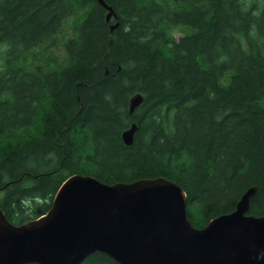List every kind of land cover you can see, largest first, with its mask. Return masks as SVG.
<instances>
[{
  "label": "trees",
  "instance_id": "16d2710c",
  "mask_svg": "<svg viewBox=\"0 0 264 264\" xmlns=\"http://www.w3.org/2000/svg\"><path fill=\"white\" fill-rule=\"evenodd\" d=\"M105 1L118 18L98 0H0L8 220L46 213L75 173L171 179L195 227L252 186L250 214L264 215V0ZM81 264L120 263L97 252Z\"/></svg>",
  "mask_w": 264,
  "mask_h": 264
},
{
  "label": "water",
  "instance_id": "95a60500",
  "mask_svg": "<svg viewBox=\"0 0 264 264\" xmlns=\"http://www.w3.org/2000/svg\"><path fill=\"white\" fill-rule=\"evenodd\" d=\"M98 2L108 21L118 18L105 0ZM143 100L134 94L129 112ZM137 128L132 123L123 132L126 144ZM257 192L248 188L235 210L195 227L187 193L171 179L109 184L75 173L39 217L14 224L0 207V264H81L97 252L120 264H264V215L250 214Z\"/></svg>",
  "mask_w": 264,
  "mask_h": 264
},
{
  "label": "rangeland",
  "instance_id": "374dc122",
  "mask_svg": "<svg viewBox=\"0 0 264 264\" xmlns=\"http://www.w3.org/2000/svg\"><path fill=\"white\" fill-rule=\"evenodd\" d=\"M4 48V45L3 46H0V49L2 50ZM55 51V50H54ZM57 55V54H56ZM58 56V55H57ZM0 65H2V59L0 57Z\"/></svg>",
  "mask_w": 264,
  "mask_h": 264
}]
</instances>
